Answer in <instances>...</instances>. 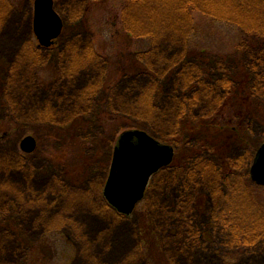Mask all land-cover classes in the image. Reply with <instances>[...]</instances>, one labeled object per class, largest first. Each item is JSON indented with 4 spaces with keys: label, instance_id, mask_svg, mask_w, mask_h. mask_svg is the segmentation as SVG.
<instances>
[{
    "label": "rangeland",
    "instance_id": "374dc122",
    "mask_svg": "<svg viewBox=\"0 0 264 264\" xmlns=\"http://www.w3.org/2000/svg\"><path fill=\"white\" fill-rule=\"evenodd\" d=\"M127 1L55 0L62 32L40 47L34 0H0V264H264V186L248 169V211L228 197L264 142L235 83L258 82L253 37L193 11L186 34L137 38L122 28L126 10L138 22L158 0ZM135 129L173 157L127 215L103 191L120 136Z\"/></svg>",
    "mask_w": 264,
    "mask_h": 264
},
{
    "label": "trees",
    "instance_id": "16d2710c",
    "mask_svg": "<svg viewBox=\"0 0 264 264\" xmlns=\"http://www.w3.org/2000/svg\"><path fill=\"white\" fill-rule=\"evenodd\" d=\"M137 1L138 0H128L127 2L136 3ZM127 11L129 10H126V17H124L122 28L127 33L132 34L137 38L149 37L152 41H156L160 37L162 38L168 30H176L186 34L192 28L193 18L191 13L193 11H198L207 16L216 17L219 20H225L226 22L238 25L240 30L244 31L247 35L252 36L253 43L247 44L245 49L257 53L258 59L251 56L254 61L249 66L252 67L256 73L260 74L258 76V82L255 81L253 88L249 87L251 78L250 73H239L241 77L239 79L235 78L237 79L235 83L238 82V86L241 85L238 92L241 94L242 99H239L240 102L238 107L242 108L245 117L254 115V119L264 125V71L261 72L259 70V68L264 66V51H259V49L264 48V0H197V4H191L190 0H158L148 7V17L142 19V17L139 16L138 22L134 20V17L136 19L138 16H135L130 12L132 9L129 11L131 14ZM255 50H258L259 52H256ZM244 74H247V76L244 77ZM168 76L170 77L171 75ZM190 81L194 84H190ZM188 85L197 86V79L186 78L184 86L189 88ZM153 102L151 96L149 97L147 94L144 105L146 107L148 106V109L150 110L152 108L150 105H152ZM251 103L253 106V113L251 111L252 108L250 107ZM105 114L101 112L100 115L102 116ZM109 118L110 120H113L115 127L118 129V122L121 117L109 115ZM140 125L146 127L147 124L141 121ZM219 128L228 133L230 132V135L238 130L236 123L230 122L219 125ZM243 141L246 142L244 139ZM66 143L63 153H66V151L73 146L74 142L68 141ZM253 156L254 155L251 156L249 163L247 161L246 164H242V168H246V171L244 174H238L240 182L239 177L236 178V185L233 183L235 187L233 185L234 189L232 188L229 193L230 196L228 194V197H231V199H236V197L241 198V204L247 209L246 211H248L249 205H252V201L254 200L248 188L249 184L246 180L248 178L247 170L249 169ZM207 166L211 165L206 164L202 169L206 168L208 171ZM242 180L246 183L245 187L247 189L239 194L237 190L240 183L243 182ZM253 235H257V233H253ZM242 244L246 246L245 241Z\"/></svg>",
    "mask_w": 264,
    "mask_h": 264
},
{
    "label": "water",
    "instance_id": "95a60500",
    "mask_svg": "<svg viewBox=\"0 0 264 264\" xmlns=\"http://www.w3.org/2000/svg\"><path fill=\"white\" fill-rule=\"evenodd\" d=\"M33 32L38 46H49L62 29V20L53 7V0H34ZM20 147L31 152L36 147L33 136H25ZM173 157L171 146L158 142L142 130L124 132L112 154L109 176L103 194L119 213L129 214L143 197L152 177ZM249 176L256 185L264 186V142L255 152Z\"/></svg>",
    "mask_w": 264,
    "mask_h": 264
},
{
    "label": "flooded vegetation",
    "instance_id": "af4514ba",
    "mask_svg": "<svg viewBox=\"0 0 264 264\" xmlns=\"http://www.w3.org/2000/svg\"><path fill=\"white\" fill-rule=\"evenodd\" d=\"M55 4V0H53V5ZM34 6V5H33ZM55 9V8H54ZM33 10H34V7H33ZM34 13V12H33ZM32 16H33V14H32ZM62 28H63V25H62ZM61 32H62V29H61ZM61 34V33H60ZM59 34V35H60ZM35 35V34H34ZM36 37V36H35ZM132 212H130L129 214H131ZM129 214H127V215H129ZM238 240H237V243H238V247H240V250H242V252H244V250H245V247L246 246H244L243 244H242V241L241 242H238V241H240V237H238L237 238Z\"/></svg>",
    "mask_w": 264,
    "mask_h": 264
},
{
    "label": "bare ground",
    "instance_id": "6f19581e",
    "mask_svg": "<svg viewBox=\"0 0 264 264\" xmlns=\"http://www.w3.org/2000/svg\"><path fill=\"white\" fill-rule=\"evenodd\" d=\"M253 158H254V156H253ZM253 158H252V160H253Z\"/></svg>",
    "mask_w": 264,
    "mask_h": 264
}]
</instances>
